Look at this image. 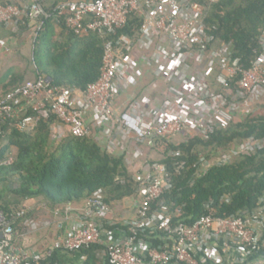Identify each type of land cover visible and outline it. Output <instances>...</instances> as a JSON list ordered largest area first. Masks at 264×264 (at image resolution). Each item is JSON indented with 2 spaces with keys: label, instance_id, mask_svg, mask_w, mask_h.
<instances>
[{
  "label": "built area",
  "instance_id": "obj_1",
  "mask_svg": "<svg viewBox=\"0 0 264 264\" xmlns=\"http://www.w3.org/2000/svg\"><path fill=\"white\" fill-rule=\"evenodd\" d=\"M219 1L205 0L209 5ZM207 10L208 5L196 0H60L50 11L43 0H0V24L7 28L28 19L39 29L42 19L58 16L74 35L93 33L104 39L96 80L80 90L52 85L37 74L0 98V126L9 123L30 133L53 115L54 140L100 130L105 148L131 162L174 135L206 139L228 127L235 111L250 107L264 93V30L261 51L244 66L228 44L210 46ZM132 14L141 18L137 35L120 34ZM144 68L163 82L161 89L151 86L161 95L134 96L117 111V97L137 83ZM263 148L264 138H250L211 162L201 156L195 176ZM148 160L136 177L133 217L122 219L123 227L111 231L107 227L117 221L101 188L87 198L84 217L70 222L42 249L33 240L54 225L51 217L37 216L26 206L0 208V264H54L50 257L55 250L79 252L92 244L104 245L107 264H264V258L248 260L255 251H264V194L255 209L237 216H218L210 202L192 224L174 223L160 201L172 189L170 175L164 164ZM71 209L69 202L54 213Z\"/></svg>",
  "mask_w": 264,
  "mask_h": 264
},
{
  "label": "trees",
  "instance_id": "obj_2",
  "mask_svg": "<svg viewBox=\"0 0 264 264\" xmlns=\"http://www.w3.org/2000/svg\"><path fill=\"white\" fill-rule=\"evenodd\" d=\"M208 5L205 17L206 33L210 46L228 44L232 55L249 66L261 51L260 35L264 30V0H220ZM58 1L54 2L50 11ZM44 3V0H43ZM41 28L25 19L18 29L25 30L29 23L35 25L32 62L36 75H44L52 85L83 90L99 75L104 51V39L97 34L79 37L69 32L62 17L42 19ZM141 18L130 15L127 25L119 33L137 35ZM4 26L3 24H0ZM57 29L61 33L57 37ZM7 92L23 82L20 76L8 69L3 80ZM55 117L40 120L33 132L17 130L9 123L0 126V183L17 182L10 188L14 199H2L0 208L10 211L19 208L22 201L42 197L50 207L69 202H79L101 188L105 202L111 203L125 197L138 198V182L131 175L122 153L109 152L95 135L73 137L67 135L60 141L53 139L50 124ZM264 138V116L246 115L239 122L214 130L206 139L197 137L163 139L154 150L160 155L150 161L165 165L170 175L172 189L160 199L172 222L190 225L206 213V204L212 202L218 216H237L252 211L264 194V148L243 155L230 164L211 166L203 177H196V162L201 156L208 159L211 152L226 151L244 140ZM16 148L14 157L11 149ZM208 150L207 153H203ZM218 154V153H217ZM8 158L11 162L3 164ZM116 222L115 227H123ZM104 245L92 244L79 252H68L76 257L70 263L63 260L60 251L50 257L56 264H107ZM264 258L257 250L249 261Z\"/></svg>",
  "mask_w": 264,
  "mask_h": 264
},
{
  "label": "rangeland",
  "instance_id": "obj_3",
  "mask_svg": "<svg viewBox=\"0 0 264 264\" xmlns=\"http://www.w3.org/2000/svg\"><path fill=\"white\" fill-rule=\"evenodd\" d=\"M54 1L56 2L57 0H44V3H43L44 7L48 9L51 8ZM60 36H61V33L57 29V37H60ZM0 37L6 39L5 40L6 46L4 48L0 47V51L2 50V52L0 53V97H1L2 93L5 91L4 85L8 81V79L3 80V76L5 75L8 69H12L14 75L20 76L22 78L21 81H19L20 83L26 80H32L35 78V67L32 62V48H33V42H34V37H35V25L33 23H29V26L27 27V29L22 30V31L20 30V28L18 29V27L15 29H10V28L0 25ZM149 82H146L145 79L139 78L136 84L130 85L129 88L126 91H124V94L121 93L118 96L119 97L118 101L122 103L120 105L119 110L124 109L125 105L127 104V102L125 103V101L128 99V96L130 94L131 95L135 94V97H140L141 95H144L147 93L148 94L150 93V95H152V98L156 96H160L161 93L159 91L156 92L157 89L154 91L153 89L150 88L152 86L151 83L155 84V81H149ZM142 86H145V87L141 88ZM156 86L159 89L163 88V82L159 80ZM135 90L136 92H134ZM139 90L140 92H138ZM246 115L250 117L251 116L252 117L264 116V93L261 96H259L251 104L250 107L243 109V110L239 108L237 111H235V113L233 114V122H239L243 120V118ZM65 134L67 133L65 132ZM181 139H182V136L179 134L174 135L172 138L174 142H179ZM16 152H17L16 148H12L11 153L9 155L14 157ZM207 152L208 150L204 151L203 153H207ZM220 152L222 151H217L216 154L211 152L210 158H208L207 160L211 162L216 156H218ZM144 153L145 155L140 160H136L132 162L129 161V157L127 158L125 157V164L129 172L131 173V175H133V177L134 176L137 177L140 174L139 168L141 165H143L144 160H148V159L157 160L158 158H160V155L157 153L156 150L149 151L147 149H144ZM16 186H17L16 181H14L13 183H9V182H4L3 184L0 183V194H1L2 199H7V200L14 199V195L12 192L9 191V189L15 188ZM129 198H131L130 199L131 203L134 202L133 197H129ZM36 199L38 201H35L37 202L36 204L34 203L35 205L39 204L41 201H44L42 197H38ZM33 205H30V203L24 200L21 202L19 206L21 207L26 206L28 208H33ZM49 230H48V233H44V231H42L41 233L39 232L36 233L37 234L36 236L38 237V241H39V238L41 239L40 242H38L37 244V248L42 249L45 246H48L51 244L52 239L54 238L52 237V230L50 231Z\"/></svg>",
  "mask_w": 264,
  "mask_h": 264
},
{
  "label": "crops",
  "instance_id": "obj_4",
  "mask_svg": "<svg viewBox=\"0 0 264 264\" xmlns=\"http://www.w3.org/2000/svg\"><path fill=\"white\" fill-rule=\"evenodd\" d=\"M2 40L5 41L6 39L0 37V41H2ZM11 42H13V41H11ZM5 43H6V41H5ZM3 46H5V44ZM0 47L2 48L1 45H0ZM1 52H2V50L0 51V53ZM144 70H146V71H144ZM152 72L153 71L151 69H147V68L145 69L144 68L142 77H140V79L141 78L145 79L146 82L155 81V84L157 85L159 82V79L155 78V76ZM151 84H153V83H151ZM143 87H145V86H142L141 88H143ZM141 88H140V90H141ZM136 90L134 92H136ZM140 90L138 92H140ZM122 94H124V92ZM134 96H135V94L134 95L130 94L128 96V99L125 101V103L128 102L129 100H131ZM118 99H119V97L116 100V110L117 111H119L120 105L122 104L121 102L118 101ZM93 133H95L94 135H97V137L99 138V142L103 146H105L106 139L101 134L100 130H94ZM130 199L131 198H129V197H125L121 200H118L116 202L111 203L110 208L112 209L113 218L115 219V221L120 222L122 219L133 217V202L131 203ZM26 201L28 203H30V205H33L34 203L36 204L37 202H35V201H38V200L37 199H29ZM35 204L33 205V208H30V210L33 214H35L37 216H46V217L52 218L54 225H52L53 227H51L50 230H52V237L54 238V236L56 234L62 233L64 231V229L67 226H69L70 222L77 220L78 218L84 217V213H85V209H86V205H87V198L84 200H81L79 202H71L72 209L68 213H65L63 210H61L60 213L57 215L54 213V210H56L57 208L62 209L65 206V204L57 205L54 207L48 206V204L45 201H41L37 205H35ZM53 228H55V229H53ZM48 230H46V232H44V233H48ZM40 240L41 239L39 238V241H38L37 236H36V240L35 239L33 240L36 243V246H37L38 242H40ZM66 254L67 255H63V260L65 262L70 263L76 259V257H73V255L68 254V253H66Z\"/></svg>",
  "mask_w": 264,
  "mask_h": 264
}]
</instances>
